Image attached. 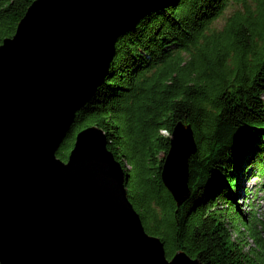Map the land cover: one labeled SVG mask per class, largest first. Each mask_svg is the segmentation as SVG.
<instances>
[{
	"label": "trees",
	"instance_id": "16d2710c",
	"mask_svg": "<svg viewBox=\"0 0 264 264\" xmlns=\"http://www.w3.org/2000/svg\"><path fill=\"white\" fill-rule=\"evenodd\" d=\"M33 1L0 0V45ZM230 2L237 7L217 28ZM263 93L264 0H176L118 38L109 74L56 155L67 160L77 132L100 126L129 174L130 201L168 258L183 250L202 264H264V220L237 208L235 190L242 159L264 178ZM179 122L197 144L191 195L180 206L162 179ZM239 225L256 242L249 252L233 238Z\"/></svg>",
	"mask_w": 264,
	"mask_h": 264
},
{
	"label": "water",
	"instance_id": "95a60500",
	"mask_svg": "<svg viewBox=\"0 0 264 264\" xmlns=\"http://www.w3.org/2000/svg\"><path fill=\"white\" fill-rule=\"evenodd\" d=\"M176 0H34L0 45V264H202L168 258L129 199L128 172L100 126L56 151L109 74L119 37ZM190 125L179 122L162 179L191 195Z\"/></svg>",
	"mask_w": 264,
	"mask_h": 264
},
{
	"label": "rangeland",
	"instance_id": "374dc122",
	"mask_svg": "<svg viewBox=\"0 0 264 264\" xmlns=\"http://www.w3.org/2000/svg\"><path fill=\"white\" fill-rule=\"evenodd\" d=\"M235 7H237V4L230 2L227 8L224 10L222 16L218 17L214 21V26H216L217 28L223 27L226 22V18L230 15ZM261 100H263L264 102V93L263 95H261ZM65 138L63 139L59 147H61L62 143L65 141ZM241 164L244 165L245 169L239 168V188L235 189L237 191V208L246 215H250V211H255L264 220V190L261 187L263 185L264 178L263 176L259 175L255 176L257 174V171L254 168L250 167L249 164H247V161H243L242 159ZM218 204L219 203H217V205ZM243 230L244 227L239 225L237 230H233V238L242 241L245 247V251L249 252L251 248L256 247V242L252 237L246 234L244 236L238 234L239 231ZM261 237L262 241L264 242V232L262 233Z\"/></svg>",
	"mask_w": 264,
	"mask_h": 264
}]
</instances>
